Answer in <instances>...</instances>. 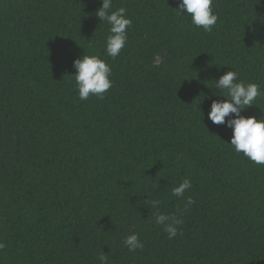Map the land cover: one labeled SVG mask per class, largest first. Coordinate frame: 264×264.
<instances>
[{"label": "trees", "instance_id": "trees-1", "mask_svg": "<svg viewBox=\"0 0 264 264\" xmlns=\"http://www.w3.org/2000/svg\"><path fill=\"white\" fill-rule=\"evenodd\" d=\"M178 4L113 0L132 20L113 59L101 0H0V264H264V166L208 119L227 71L264 91V0H214L211 32ZM85 54L112 68L103 99H79ZM257 101L241 114L264 115ZM146 199L181 210L175 238ZM132 233L143 249L124 246Z\"/></svg>", "mask_w": 264, "mask_h": 264}, {"label": "clouds", "instance_id": "clouds-1", "mask_svg": "<svg viewBox=\"0 0 264 264\" xmlns=\"http://www.w3.org/2000/svg\"><path fill=\"white\" fill-rule=\"evenodd\" d=\"M213 3L214 0H179L175 10L178 15H190L191 23L196 28L211 32L219 19L213 11ZM101 5L95 14L100 23L106 22L109 25L105 52L108 57L115 59L126 47L132 20L127 16L126 8L120 7L113 10V0H101ZM158 65L157 59L155 66ZM73 67L76 71L71 78L75 82L79 99L87 100L90 96L103 99L113 85L110 79L112 68L106 60L96 55L85 54L73 61ZM214 81L215 90L221 93L218 96L227 97V99L212 100L208 119L213 124L225 125L232 130L228 144L237 154L242 153L254 164L264 166V115L258 119L255 116L245 117L241 114L242 110L257 105V98L264 97V91H261L260 85L256 83H245L240 80L239 73L235 70L227 71ZM216 91L213 92L214 96H217ZM261 112L264 113L262 110ZM192 187L191 180L185 178L178 186L172 188L171 195L184 198L185 192L190 191ZM194 203L193 198L188 196L183 211H187ZM146 204L150 210L155 209L153 212L155 224L163 226V231L167 233L169 239L175 238L180 232V226L184 223L180 218L181 210L177 209L176 214L169 215L159 211L160 200L158 199H146ZM123 243L130 252L144 247L138 233L128 235ZM5 247V243L0 241V250ZM98 258L100 264H108V256L102 251Z\"/></svg>", "mask_w": 264, "mask_h": 264}]
</instances>
